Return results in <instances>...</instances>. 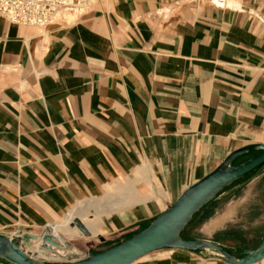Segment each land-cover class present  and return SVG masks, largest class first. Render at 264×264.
<instances>
[{
    "label": "crops",
    "instance_id": "1",
    "mask_svg": "<svg viewBox=\"0 0 264 264\" xmlns=\"http://www.w3.org/2000/svg\"><path fill=\"white\" fill-rule=\"evenodd\" d=\"M221 1L92 0L43 27L0 15V233L46 228L70 241L80 218L92 242L75 245L97 253L233 150L264 143V0ZM226 192L189 236L239 257L254 241L247 213L264 219V165L210 203ZM130 264L229 263L166 247Z\"/></svg>",
    "mask_w": 264,
    "mask_h": 264
},
{
    "label": "water",
    "instance_id": "2",
    "mask_svg": "<svg viewBox=\"0 0 264 264\" xmlns=\"http://www.w3.org/2000/svg\"><path fill=\"white\" fill-rule=\"evenodd\" d=\"M255 152L244 160L238 158ZM264 165V143H251L230 152L213 170L189 185L180 196L152 218L150 223L131 237L94 254H85L62 234L44 228L41 232L21 231L17 235L0 233V259L6 264H130L146 253L161 248L207 250L229 264H253L264 259V237L252 248H245L239 257L216 242L204 238L185 239L181 232L194 215L210 203L225 188L246 177ZM76 226L84 236L91 232L75 218ZM39 240L38 249L43 258L26 249L23 241ZM59 259H54V257ZM1 264V263H0Z\"/></svg>",
    "mask_w": 264,
    "mask_h": 264
},
{
    "label": "built area",
    "instance_id": "3",
    "mask_svg": "<svg viewBox=\"0 0 264 264\" xmlns=\"http://www.w3.org/2000/svg\"><path fill=\"white\" fill-rule=\"evenodd\" d=\"M92 0H0V15L15 24L43 27L65 14H79Z\"/></svg>",
    "mask_w": 264,
    "mask_h": 264
},
{
    "label": "rangeland",
    "instance_id": "4",
    "mask_svg": "<svg viewBox=\"0 0 264 264\" xmlns=\"http://www.w3.org/2000/svg\"><path fill=\"white\" fill-rule=\"evenodd\" d=\"M202 1H209V0H202ZM69 15V16H68ZM73 15V16H72ZM72 16V17H71ZM75 16H77V14H65V15H62V16H59L54 22H64V23H68V22H71L74 18H75ZM250 151H252V150H250ZM253 153L251 152L250 154H249V156H251ZM248 155L246 156V158L247 157H249ZM246 158H244V157H240V158H238L237 159V161L236 162H238V161H241V160H244V159H246ZM243 185H241L240 186V188H239V191L241 190V187H242ZM105 191V190H104ZM103 194V192L102 193H100L99 195H97V196H93V197H89V198H85V199H82V200H78V201H76L66 212H65V214H63L61 217H59L56 221H59V220H63V216H65L67 213H69V212H71L72 211V209H73V206H79V207H81V206H85V205H87L88 203H90L91 201H94L95 199H96V197H99V196H101ZM115 196H117V197H115L114 199H120V197H121V194H116ZM219 199H216L215 201H213L212 203H210L209 205H207V207L202 211V213L201 212H199V213H197L196 215H195V217H194V219L188 224V226L186 227V229H185V231L184 232H181V234L183 235L184 234V236L185 237H188V238H191L190 236H189V233L191 232V230H193V228L204 218V217H207L208 215H210L212 212H213V210H214V208H217L218 206H219V204H220V202H223V201H227L229 198H230V195H229V193L228 192H226V193H224V194H221L219 197H218ZM222 198V199H221ZM109 200V199H108ZM109 201H111V200H109ZM71 210V211H70ZM88 210L91 212V213H89V217H92L93 216V213L94 212H98V210H96L95 208H93V207H89L88 208ZM69 211V212H68ZM100 211V210H99ZM256 212L257 211H250V212H248L247 213V217L249 218V217H251L250 219L251 220H248L247 222H253V227H250V228H247V230L248 231H250L251 232V235L253 236L252 238H253V242H251L249 245L250 246H256L260 241H261V239L264 237V219H260L259 218V214H256ZM79 216H81V217H83V215H79ZM257 219L258 220V222L259 223H255L254 221L255 220H253V219ZM55 221V222H56ZM75 226V225H74ZM76 227V226H75ZM78 229V228H77ZM78 236H77V238H74V239H72V240H70V242H72L73 244H79V245H85L86 243H90V242H92L91 240H92V237H90V236H84L82 233H81V231L78 229ZM195 235V234H194ZM95 240H96V242H99V240L97 239V238H95ZM96 251L97 249H95V248H93V249H91V251Z\"/></svg>",
    "mask_w": 264,
    "mask_h": 264
},
{
    "label": "bare ground",
    "instance_id": "5",
    "mask_svg": "<svg viewBox=\"0 0 264 264\" xmlns=\"http://www.w3.org/2000/svg\"><path fill=\"white\" fill-rule=\"evenodd\" d=\"M216 3H221L222 1L221 0H214ZM69 16V15H68ZM73 16V15H72ZM71 16V17H72ZM75 219V218H74ZM73 219V220H74ZM81 222L82 220L80 218H78ZM73 220L69 223V226L70 227H75V226H72V222ZM83 223V222H82ZM84 224V223H83ZM85 225V224H84ZM77 228V227H76ZM21 232H18V233H15V234H11V235H17V234H20ZM38 243H39V240H33V239H29L27 241H23V244L25 246L26 249L30 250L32 253H34L36 256H43V252H40V250L38 249ZM54 259H59L57 256L54 257ZM263 260V259H262Z\"/></svg>",
    "mask_w": 264,
    "mask_h": 264
},
{
    "label": "trees",
    "instance_id": "6",
    "mask_svg": "<svg viewBox=\"0 0 264 264\" xmlns=\"http://www.w3.org/2000/svg\"><path fill=\"white\" fill-rule=\"evenodd\" d=\"M198 212H199V211H198ZM187 226H188V225H187ZM187 226H186V227H187ZM186 227H185V229H186ZM185 229H184L182 232H184ZM181 235H182V234H181ZM182 237L185 238V239H191V238L185 237L184 234L182 235ZM254 247H255V246H254Z\"/></svg>",
    "mask_w": 264,
    "mask_h": 264
}]
</instances>
